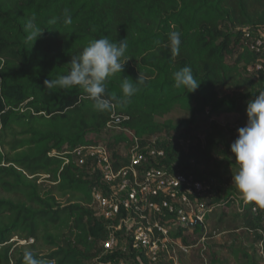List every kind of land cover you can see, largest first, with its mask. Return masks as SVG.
Returning a JSON list of instances; mask_svg holds the SVG:
<instances>
[{
  "label": "trees",
  "instance_id": "1",
  "mask_svg": "<svg viewBox=\"0 0 264 264\" xmlns=\"http://www.w3.org/2000/svg\"><path fill=\"white\" fill-rule=\"evenodd\" d=\"M65 8L71 24L64 23ZM32 18L44 31L35 42L25 32ZM53 18L55 24L49 22ZM172 31L181 33L176 55L168 46ZM105 36L127 38L129 59L122 73L108 78L107 92L122 97L123 78L143 77L130 104L113 101L112 112L98 113L78 88L46 89V80L67 74L73 55ZM258 39L263 43L256 50ZM185 66L200 83L192 93L173 87L172 73ZM223 89L247 92L221 95ZM261 92L264 0H0V264H24L25 245L40 239L49 251L30 250L43 264L127 258L148 264L145 255L131 249L104 251L108 228L92 196L99 170L78 165L70 155L67 164L62 156L49 155L103 144L119 169L129 163L135 138L142 147L163 150L153 164L175 165L206 184L201 200L213 209L203 229L189 227V240L216 232L231 235L210 246V264H262L264 208L246 203L231 184L234 141L207 130L203 141L185 145L203 115L241 112ZM176 108L189 117L159 121ZM114 118L120 122L108 128ZM158 136L164 139L152 141ZM237 197L239 211L230 217L227 209ZM21 241L26 244L16 248Z\"/></svg>",
  "mask_w": 264,
  "mask_h": 264
},
{
  "label": "built area",
  "instance_id": "2",
  "mask_svg": "<svg viewBox=\"0 0 264 264\" xmlns=\"http://www.w3.org/2000/svg\"><path fill=\"white\" fill-rule=\"evenodd\" d=\"M262 43L258 39L253 48L259 50ZM114 119L116 122L108 123V128L120 122ZM134 140L129 163L119 169L113 167L111 152L103 144L77 146L49 155L62 156L66 164L70 155L78 165L89 163L99 170L100 184L92 196L96 212L108 228L103 242L105 252L117 248L128 253L131 249L145 255L148 264H183L181 254L188 255L193 247L189 244V224L204 223L213 209L201 200L206 184L175 165L153 164L154 159L164 155L163 150L142 147L138 138ZM203 260L208 264L206 257ZM138 261L143 264L141 258ZM109 264L136 263L127 258Z\"/></svg>",
  "mask_w": 264,
  "mask_h": 264
},
{
  "label": "clouds",
  "instance_id": "3",
  "mask_svg": "<svg viewBox=\"0 0 264 264\" xmlns=\"http://www.w3.org/2000/svg\"><path fill=\"white\" fill-rule=\"evenodd\" d=\"M63 20L65 24L72 22L67 8L63 11ZM34 21L35 18L29 19L25 26L29 42H35L44 32ZM49 22L55 24L56 18ZM168 42L172 53L178 54L181 33L170 32ZM127 48V38L112 41L105 36L90 40L78 55H73L67 74L46 80L45 87L65 91L78 88L83 98L93 102L92 107L98 113L112 112L115 107L113 101L121 106L130 104L139 91V85L144 84L141 75L135 81L129 77L122 79V97L107 92L108 78L124 71L129 60L126 59ZM172 78L173 87L187 89V93L195 92L200 86L190 66L174 71ZM246 114V126L237 130L238 138L230 145L236 166L232 184L246 203L264 208V92L247 103ZM23 261L24 264H43L32 250L24 251Z\"/></svg>",
  "mask_w": 264,
  "mask_h": 264
},
{
  "label": "rangeland",
  "instance_id": "4",
  "mask_svg": "<svg viewBox=\"0 0 264 264\" xmlns=\"http://www.w3.org/2000/svg\"><path fill=\"white\" fill-rule=\"evenodd\" d=\"M246 92L247 90L238 91V92H235L232 90H225V89L220 90L221 95L244 94ZM188 117H189L188 113L180 110L179 108H176L172 113L160 119L159 121H164V120L169 119L174 122H178L179 120L188 118ZM247 119L248 118L246 114V108L243 111L237 112V113H223L221 115H214V116L203 115L200 121L194 127V131H193L192 138H191L192 140L185 142V145L190 144V143H195L197 141H203L207 130H216L217 132H221L223 136H225L226 140H228V142L235 141L238 138L237 130L241 127L246 126ZM157 139L162 140L164 138L161 136H158V137L152 138V141H155ZM40 182L43 183L44 185L49 184V182L45 180L44 177H41ZM240 197H237L235 199L236 200L235 203L232 204L229 207V209L226 208L230 217L233 216L237 211H239L238 209H239V198ZM225 238L231 239V235L228 233H225L223 235V234H220L219 232H216L214 236H206V235H203L202 237L195 236L194 238H192V240L197 239L195 241L197 244L194 243L192 240H189L190 245L192 244H195V245H192L193 247L189 251L188 255L181 254L180 256L181 262L183 264H204L203 257H206L208 260V264H210L209 262V258H210L209 255L211 252L210 246L213 243H216L217 245V244H220L221 242L222 243L225 242L224 241ZM226 241L229 242V240H226ZM217 242H220V243H217ZM25 244L26 243L24 241H21L17 243L16 248L19 247V245H25ZM31 246H35L34 248L38 250L39 252H47L50 249V247L47 246L41 239L38 241H35L32 244H26L25 249L30 250L32 248ZM204 246L205 248L207 247L208 249L206 248L205 251L202 252V248ZM206 250H208L209 252L207 253ZM202 254L204 256H202ZM130 262L132 263V261ZM262 264H264V262Z\"/></svg>",
  "mask_w": 264,
  "mask_h": 264
},
{
  "label": "water",
  "instance_id": "5",
  "mask_svg": "<svg viewBox=\"0 0 264 264\" xmlns=\"http://www.w3.org/2000/svg\"><path fill=\"white\" fill-rule=\"evenodd\" d=\"M189 226H190V227H196V226H200L202 229L204 228V224H203V223H201V222H198V221H196V222H194V223H191V224H189Z\"/></svg>",
  "mask_w": 264,
  "mask_h": 264
}]
</instances>
